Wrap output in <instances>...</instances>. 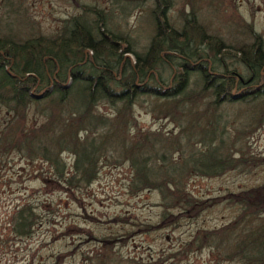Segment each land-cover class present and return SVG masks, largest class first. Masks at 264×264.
I'll return each instance as SVG.
<instances>
[{
    "label": "trees",
    "instance_id": "obj_1",
    "mask_svg": "<svg viewBox=\"0 0 264 264\" xmlns=\"http://www.w3.org/2000/svg\"><path fill=\"white\" fill-rule=\"evenodd\" d=\"M102 1L108 9L98 2L77 5L80 12L62 20L51 36L27 20L16 29L0 22V107L12 114L3 137L7 151L46 163L55 183L71 190L92 183L103 159L127 163L129 193L159 195L160 218L145 226L148 230L171 227L182 217L194 219L227 203L236 209L233 219L198 230L186 251L207 250L218 262L264 264V179L207 199L194 198L184 186L188 177L214 178L263 164L264 159L247 156L238 141L240 131L216 113L222 103L250 100L254 104L244 116L236 113L233 120L264 125L261 35L239 20L233 24L238 32L221 37L199 22V0ZM176 5L175 16H169ZM135 10L143 12L149 30L139 50L137 40L122 30ZM41 91L40 99L30 96ZM137 101L157 120L173 123L178 133L136 132L132 109ZM30 104L34 116L27 127ZM104 106L107 114L99 112ZM193 133L200 135L203 150L192 148ZM61 154L73 158L70 173ZM36 220L33 208L21 205L10 219L11 233L29 236ZM110 242L101 240L104 250L95 253L97 264H138L122 261L108 249Z\"/></svg>",
    "mask_w": 264,
    "mask_h": 264
},
{
    "label": "rangeland",
    "instance_id": "obj_2",
    "mask_svg": "<svg viewBox=\"0 0 264 264\" xmlns=\"http://www.w3.org/2000/svg\"><path fill=\"white\" fill-rule=\"evenodd\" d=\"M8 2L6 5L0 0L1 24H11L14 29L23 28L21 23L27 20L41 34L50 36L57 33L62 20L80 12L77 5L98 2L105 10L109 8L102 0ZM179 8L180 5L174 6L169 16L174 17ZM195 11L201 24L225 39L237 30L233 26L236 21L251 24L253 30L261 35L264 46V0H199ZM142 16L141 10L132 11L122 25V30H127L137 40L136 50L145 44L147 39L144 38L149 33ZM128 58L134 62L132 56ZM253 104L250 100L222 103L216 113L240 131L238 141L247 156L261 160L264 159V125L247 126L249 121L233 120L234 114L244 116L245 109ZM29 108L24 120L27 127L34 116L33 104ZM132 110L136 132H161L170 136L179 131L173 123L163 118L157 120L141 101H137ZM99 112L107 114L109 108L100 107ZM10 119L12 114L0 107V264H97L95 253L104 250L103 239L112 241L108 249L122 261L133 260L138 264H232L216 261L207 250L186 251V244L198 230L216 229L231 221L236 213L234 207L221 203L199 213L194 219L182 217L171 227L145 229V226H153L159 221V195L147 190L130 194L127 163L115 162V158L103 159L92 183L76 190L67 189L55 183L46 163L7 151L3 137ZM196 135H191L192 148L203 150L205 147L197 140L200 135ZM231 154L238 157L235 151ZM60 158L65 165L64 171L70 173L73 158L66 154H61ZM263 179L264 162L240 173L231 171L214 178L188 177L184 186L194 198L207 199L254 187ZM25 203L33 208L36 224L29 236L16 237L11 233L10 219Z\"/></svg>",
    "mask_w": 264,
    "mask_h": 264
},
{
    "label": "water",
    "instance_id": "obj_3",
    "mask_svg": "<svg viewBox=\"0 0 264 264\" xmlns=\"http://www.w3.org/2000/svg\"><path fill=\"white\" fill-rule=\"evenodd\" d=\"M30 96L32 98H34V99H40L42 97V93H40V94H32V93H30Z\"/></svg>",
    "mask_w": 264,
    "mask_h": 264
}]
</instances>
